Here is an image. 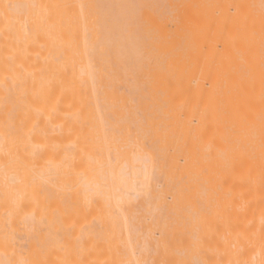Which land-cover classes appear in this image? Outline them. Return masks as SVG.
<instances>
[{"label":"bare ground","instance_id":"6f19581e","mask_svg":"<svg viewBox=\"0 0 264 264\" xmlns=\"http://www.w3.org/2000/svg\"><path fill=\"white\" fill-rule=\"evenodd\" d=\"M5 3L0 264H264V0Z\"/></svg>","mask_w":264,"mask_h":264},{"label":"snow or ice","instance_id":"6c2138e0","mask_svg":"<svg viewBox=\"0 0 264 264\" xmlns=\"http://www.w3.org/2000/svg\"><path fill=\"white\" fill-rule=\"evenodd\" d=\"M21 7H27V6H22L19 4H15V3H5L3 5H0V8H2V14L4 16V19L7 20L9 19L10 15L15 14L18 9H20ZM59 7V6H56ZM67 7V6H65ZM84 5H81V8H83ZM110 7H122V6H110ZM127 264H130V262H127ZM135 264H146L145 261H141V260H137L135 261Z\"/></svg>","mask_w":264,"mask_h":264}]
</instances>
